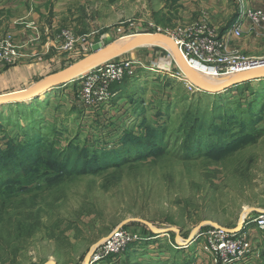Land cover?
Returning <instances> with one entry per match:
<instances>
[{"label": "rangeland", "instance_id": "rangeland-1", "mask_svg": "<svg viewBox=\"0 0 264 264\" xmlns=\"http://www.w3.org/2000/svg\"><path fill=\"white\" fill-rule=\"evenodd\" d=\"M191 8L178 0H80L65 12L70 24L57 39L54 33L55 49L70 44L63 49L70 53L86 41V50L41 81L123 45L128 29L103 37L115 26L137 31L151 21L173 29L178 18L197 13L199 31L212 8ZM222 13L230 27L231 12ZM231 39L223 55L264 53V36L250 35L244 48ZM98 42L103 48L93 50ZM139 47L111 60L123 68L119 80L111 70L85 84L83 74L39 100L0 105V152L9 138L18 143L23 131L36 129L59 150L55 162L34 164L25 190L12 182L13 193H0V264H264V231L252 223L264 213V82L212 95L188 80L166 45ZM184 59L195 75L213 77L209 64ZM222 133L230 135L229 150L215 160L208 146ZM201 139L206 148L197 145ZM72 149L86 165L103 152L118 160L69 175L62 161ZM25 171L23 182L34 169ZM4 174L14 172L0 169ZM116 229L123 236L110 239Z\"/></svg>", "mask_w": 264, "mask_h": 264}, {"label": "crops", "instance_id": "crops-1", "mask_svg": "<svg viewBox=\"0 0 264 264\" xmlns=\"http://www.w3.org/2000/svg\"><path fill=\"white\" fill-rule=\"evenodd\" d=\"M79 1L80 0H0V42L8 39L9 35L12 38L13 44L17 46L19 50V57L13 63L7 64L0 69V95L19 91L40 82L42 78L53 75V71L61 70L68 64L70 66V64H72V59H76L79 57L78 55L80 53L86 50V41L84 43L78 42L80 49L69 51L70 53L63 51L65 46L61 44H59V49L61 51L55 49L57 47L55 46L54 33H57V39L61 29H64V26L70 24L71 19L67 20L68 17L65 15H68V13L65 12L68 6L75 5L76 2ZM178 1H183L184 6L192 7V12L196 11L193 9V7L196 6L212 8V11L208 12V19H203L204 22L206 21L205 23L208 24H206L208 27L206 25L202 26L207 27L214 35L220 36L224 31H231L234 26H240V34L237 39H233L236 35H231L230 37L232 41L235 40L232 43L233 45L236 43L235 46H237L239 42L244 48L247 39L252 34L257 37L264 36V22L257 24L245 19V21L240 24L238 23L239 19H237L239 10L246 8L264 9V0H231V3L230 0ZM60 5L63 6L59 8ZM64 5L67 6L66 9ZM233 5H237L240 8L235 11ZM222 6H224V8H222ZM16 9H18V13ZM224 9L228 10V14L229 11L231 12L232 23L230 27L229 24L228 26H224L226 21L224 17H221L224 14L222 13ZM20 11H22L21 14ZM60 12H64L63 20L65 19V22L61 21V26L58 25L60 22L59 17H61ZM217 13H219L218 15L220 17H216ZM29 15H33V17ZM185 17L187 19L178 18L175 25L182 24L186 27L196 28L195 26L202 22V18H198L197 13H195L192 18L190 16ZM209 23L212 25L213 29H210L212 27ZM141 24L136 22L138 26ZM48 31L53 33L52 35L54 36H52V39L50 36H47ZM229 47H231V45L228 43V50H232L231 48L229 49ZM243 48L242 50H244ZM142 50L143 47H139L138 51L141 52ZM262 55L261 57H264V55ZM259 56L252 55L247 58H261ZM56 68L59 69L55 70Z\"/></svg>", "mask_w": 264, "mask_h": 264}, {"label": "built area", "instance_id": "built-area-1", "mask_svg": "<svg viewBox=\"0 0 264 264\" xmlns=\"http://www.w3.org/2000/svg\"><path fill=\"white\" fill-rule=\"evenodd\" d=\"M243 18L244 21L245 19H248L252 23H262L264 22V9L247 8ZM126 30L127 32H125ZM119 32H125V36H128L129 38H138L147 35L163 36L175 44L188 58L198 61L201 64H204L203 62L209 64L208 67L211 69L213 76L215 77L264 67V57L241 58L238 56L229 57L223 55V51L227 48L230 36H238L240 34V26H234L231 31H224L219 37L218 35L212 34L207 27H203L197 31L194 27H186L185 25L177 24L173 29H165L161 25L149 21L145 27H141L137 31H132L128 27L115 26L110 29V31L105 32L103 37H108L114 34L116 35L119 34ZM92 44L93 43H90V46H92ZM68 46H70V44H67L65 47ZM17 48L18 47L15 46L10 39L0 42V69L5 67V65L14 62L19 54ZM199 60H202L203 62ZM111 70H113L114 79L119 80L122 78L123 68L119 67L115 69L114 62L109 61L84 73L85 75L83 76H87V80H89L85 81V84L88 82L90 83V80L93 79H96L97 81L101 76H104L106 72H110ZM252 223L257 229L264 231V213L255 216ZM231 232L235 233L236 230H231ZM122 236L123 234L116 229L110 239L116 240Z\"/></svg>", "mask_w": 264, "mask_h": 264}, {"label": "trees", "instance_id": "trees-1", "mask_svg": "<svg viewBox=\"0 0 264 264\" xmlns=\"http://www.w3.org/2000/svg\"><path fill=\"white\" fill-rule=\"evenodd\" d=\"M261 81L264 82V80ZM241 85H237L236 87ZM231 89H228L227 91H230ZM212 95H221V93H212ZM35 99L39 100V97H36ZM14 104L15 106L25 105L23 104V102L22 103L16 102ZM28 113L31 112L30 111L25 112V114ZM23 132H24V137L26 139H23L22 141L15 143L14 138H9L10 139L8 143L9 149H5L0 152V158L5 160V162H8V160H10L9 165H6L7 163L5 164L0 163V169H3L5 172L8 170V173L10 172V170H13L14 172V175L12 176L5 174L4 177L2 175L0 176L1 196L4 195L9 196L11 193H13L12 192L13 187L9 185L12 182H18L19 184L18 188H20L21 190H25L27 183L32 182L33 180L32 178L36 176V169L34 166L36 162L41 160L55 162L58 159L59 150H56L54 146L51 147L50 145H48L49 143L46 142L45 131H42V129L39 130L36 129L29 131L25 130ZM229 143H230L229 134L222 133L221 135H219V137L216 139V142H214V144H211V146H208V148H211V151H209L210 156H212L215 160L223 158L225 153H227L229 150L228 148L230 145ZM197 145L201 148H206V145H208V143L201 139L199 140V142H197ZM67 151L68 150L65 149L63 151V154H66ZM117 160H118V155H113L108 152H103L102 155L96 158L95 165H88V164L86 165L85 162H82V158L79 157L75 149H72L70 155H66V157L63 158L62 164L65 172L69 175H72L75 173H93L96 172V170L99 168L106 169L111 165H113L114 162H117ZM27 167L29 169L33 168L34 171L31 172L27 182H23L21 177H24L27 174L28 171H25ZM11 196L7 201L10 200ZM4 204L1 205L0 207L4 206Z\"/></svg>", "mask_w": 264, "mask_h": 264}, {"label": "water", "instance_id": "water-1", "mask_svg": "<svg viewBox=\"0 0 264 264\" xmlns=\"http://www.w3.org/2000/svg\"><path fill=\"white\" fill-rule=\"evenodd\" d=\"M159 39L165 43L167 38L159 35H147L145 37L140 38L138 41L132 42V43H127L123 44L120 47H118L116 50L110 53V55L104 57L101 59L99 62H97L95 65H91L89 67H82L79 65L82 62H79L75 65H73L71 68L65 70L64 72L58 74L52 81L45 82V81H40L28 88L21 89L17 91L14 96L11 97H5L2 98L0 97V105L3 104H8V103H16V102H22L26 100V96H29L27 99L33 100L34 98L38 97L41 92L47 93L49 90L60 86L61 84H66L74 80L76 77L83 75L85 72L92 70L102 64H105L112 59L130 52L131 50L147 45L150 42H152V39ZM131 39H137V38H131ZM170 43V42H169ZM172 43V42H171ZM173 44V43H172ZM174 45V44H173ZM103 43L98 42L93 46V50H100L103 48ZM84 72V73H83ZM197 75V74H196ZM198 76V75H197ZM261 81L264 80V67H258L255 69L251 70H246L238 73H234L231 75H226V76H220V77H211V78H199L196 79V82H193V84L198 87L199 90H204L210 93H221L225 92L228 89H231L237 85H241L247 82H252V81ZM40 98V97H39ZM243 221V219L241 220ZM242 223V222H241ZM240 223V224H241ZM228 231L231 232V230L228 229Z\"/></svg>", "mask_w": 264, "mask_h": 264}, {"label": "bare ground", "instance_id": "bare-ground-1", "mask_svg": "<svg viewBox=\"0 0 264 264\" xmlns=\"http://www.w3.org/2000/svg\"><path fill=\"white\" fill-rule=\"evenodd\" d=\"M160 36V35H159ZM145 37V36H143ZM140 38L142 37H138L137 39H128V38H125V40L123 41L124 44H127V43H132V42H135V41H138ZM168 41H166L167 43L155 38V39H152V42H150L149 44H156V43H159V44H164L168 47V49L171 50V53H172V56L174 57V59L176 61H178V63L183 67V70H185V73L186 75L188 76V80L191 81V82H196V79H199V78H204L203 76H196L193 71L191 70V68L189 67V65L187 64V62L185 61L184 59V55L183 53L179 50V48L174 44L171 43V41L169 39H167ZM170 42V43H169ZM118 48V47H117ZM117 48H115L114 50H116ZM113 50V51H114ZM112 51V52H113ZM110 55L109 54H106V55H103L101 57H98V58H95V59H92V60H89V61H94V62H89V61H82V63H80L79 65H81L82 67H89L91 65H95L97 62H99L101 59H103L104 57ZM84 73V72H83ZM54 78L50 79V80H47L45 82H49V81H52ZM16 93L18 92H14V93H7V94H2L0 95V97L2 98H5V97H11V96H14ZM46 93L43 91L40 93V95L38 97H43ZM29 96H26V100L22 101V102H28V101H31V99H27ZM239 228V227H238Z\"/></svg>", "mask_w": 264, "mask_h": 264}]
</instances>
